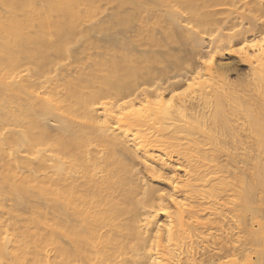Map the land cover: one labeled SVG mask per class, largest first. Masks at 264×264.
<instances>
[{"label": "bare ground", "instance_id": "obj_1", "mask_svg": "<svg viewBox=\"0 0 264 264\" xmlns=\"http://www.w3.org/2000/svg\"><path fill=\"white\" fill-rule=\"evenodd\" d=\"M262 37L264 0H0V264H264Z\"/></svg>", "mask_w": 264, "mask_h": 264}, {"label": "rangeland", "instance_id": "obj_2", "mask_svg": "<svg viewBox=\"0 0 264 264\" xmlns=\"http://www.w3.org/2000/svg\"><path fill=\"white\" fill-rule=\"evenodd\" d=\"M247 70L248 69L246 68V66L239 64L236 71L242 72V74H244V73H246ZM239 72H238V74H240ZM232 74H233L232 78H234V75H236V73L232 72ZM222 158L224 159V156H222ZM239 166L243 167V164L240 162ZM178 173H179V175H182L183 170H178ZM229 196H230V192L228 191L225 193L224 197L227 198ZM251 206H252L251 210H248L245 212H240L241 222L238 225L240 231L249 230L251 228V226H253L254 229L257 228L258 221L260 218H254L253 212L256 211L257 207L264 208V188L263 189L262 188L257 189V191L255 192V195L252 198ZM261 214L264 215V209L261 211ZM261 234H264V232H262ZM220 261L227 262L229 264H241L240 260L237 259L236 256H226V257L220 259Z\"/></svg>", "mask_w": 264, "mask_h": 264}, {"label": "snow or ice", "instance_id": "obj_3", "mask_svg": "<svg viewBox=\"0 0 264 264\" xmlns=\"http://www.w3.org/2000/svg\"><path fill=\"white\" fill-rule=\"evenodd\" d=\"M257 46H259L260 48H264V37H262L260 40H253L251 42V44H245L241 46V51L243 50L244 47H250V48H256ZM236 49H233V51H235ZM213 61L212 59H207L204 61L205 64H211ZM200 74L197 73V76H199ZM195 83V80L190 81L189 82V86L188 88H185L182 92H173L172 93V98L168 99V100H164V99H160L158 98L155 101H149V103L147 105H142V108H148L149 106H156L158 109L159 108H171L173 106V102L175 100L176 97H183L185 96L188 91L193 87V84ZM140 113L142 114V110L141 109H137V108H133L129 110V114H137ZM122 115H124L122 113ZM173 202L177 203V201H175V198H173ZM159 235V233H158ZM153 264H156V262L154 261Z\"/></svg>", "mask_w": 264, "mask_h": 264}]
</instances>
